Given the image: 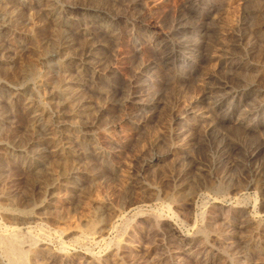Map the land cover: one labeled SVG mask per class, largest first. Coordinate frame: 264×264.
I'll return each instance as SVG.
<instances>
[{
	"label": "rangeland",
	"instance_id": "374dc122",
	"mask_svg": "<svg viewBox=\"0 0 264 264\" xmlns=\"http://www.w3.org/2000/svg\"><path fill=\"white\" fill-rule=\"evenodd\" d=\"M0 264H264V0H0Z\"/></svg>",
	"mask_w": 264,
	"mask_h": 264
},
{
	"label": "bare ground",
	"instance_id": "6f19581e",
	"mask_svg": "<svg viewBox=\"0 0 264 264\" xmlns=\"http://www.w3.org/2000/svg\"><path fill=\"white\" fill-rule=\"evenodd\" d=\"M198 41V40H197ZM21 240V239H20ZM8 241V240H7ZM14 242V241H13ZM5 243V242H4ZM12 244V243H11ZM23 244V243H22ZM33 245V244H32ZM11 247V246H10ZM29 250V249H28ZM22 251V250H21ZM20 251V252H21ZM19 252V253H20ZM33 252V251H32ZM20 256V255H19ZM22 257V261H27L28 257H29V251H27V249L25 248V251H22L21 256ZM25 263V262H24Z\"/></svg>",
	"mask_w": 264,
	"mask_h": 264
}]
</instances>
